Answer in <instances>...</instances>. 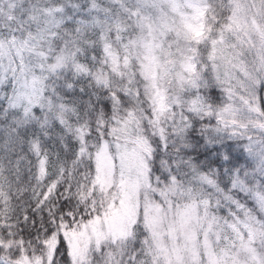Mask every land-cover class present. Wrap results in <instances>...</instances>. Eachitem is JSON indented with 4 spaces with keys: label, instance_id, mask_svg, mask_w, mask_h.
I'll return each instance as SVG.
<instances>
[{
    "label": "snow or ice",
    "instance_id": "1",
    "mask_svg": "<svg viewBox=\"0 0 264 264\" xmlns=\"http://www.w3.org/2000/svg\"><path fill=\"white\" fill-rule=\"evenodd\" d=\"M0 264H264V0H0Z\"/></svg>",
    "mask_w": 264,
    "mask_h": 264
}]
</instances>
